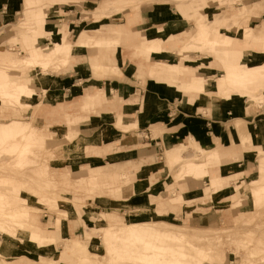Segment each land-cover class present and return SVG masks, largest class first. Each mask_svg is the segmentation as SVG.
<instances>
[{
  "label": "rangeland",
  "instance_id": "1",
  "mask_svg": "<svg viewBox=\"0 0 264 264\" xmlns=\"http://www.w3.org/2000/svg\"><path fill=\"white\" fill-rule=\"evenodd\" d=\"M21 3H18V11L16 13L9 9L5 12H0V51L9 55L12 58H26L28 49L30 45L27 46V43H31L32 38L36 37L38 34L37 27L35 24L43 23L46 29L51 30L55 37L60 38V32H64L60 28L65 26L67 30H69V36H73L74 34L78 33L82 29L91 28L93 25H101L103 23H110V24H126L127 19L131 16H136L137 19L134 23L130 26L131 30H140L142 33H146L149 28L158 30V36L161 33H165L167 35L175 34L179 32L181 29L175 25V20H179L181 18H188L191 19L183 30H188L190 32L195 31L194 24L197 27L202 24L206 30H209L213 24H230L231 18H237L241 23L247 22L249 27H255L256 32L258 34L264 33V20L261 21L264 14L258 18L262 12H264V0H115L113 4H110L107 8H104L106 4V0H45L48 1L45 3L44 6L47 7L46 10L49 11V16L46 18L44 15V10L40 7H33L37 6L39 3L36 0H33L32 3L28 5L25 4L24 0H19ZM243 4V5H240ZM26 6H30L32 8L25 10L28 12L30 20H25V16L23 14L24 8ZM106 6V5H105ZM223 6V7H222ZM236 7V8H235ZM40 9V10H39ZM159 12L161 15H167L171 18H166L164 16L160 17L158 20H154L151 18V14ZM26 14V13H25ZM39 14V15H38ZM41 14V15H40ZM207 15V16H206ZM103 16H111L109 19L102 20L101 22H94V19H99ZM165 20H167L165 22ZM33 21V22H30ZM261 21V22H260ZM26 23H30V26H34L33 28H23L27 25ZM260 22V23H259ZM259 23V24H258ZM33 24V25H31ZM245 25V24H243ZM227 26L224 27V32L220 33V36H227L230 35L236 41L235 36L240 33L241 37H243V33L240 30L241 26ZM29 26V25H28ZM27 26V27H28ZM162 27V28H161ZM239 27V28H238ZM94 29V28H93ZM252 33V34H251ZM249 33L251 36H255L254 31ZM196 33L192 38L191 37H178V42L182 41L183 46L180 47L179 53L181 57H190L191 59L196 60L198 55L202 56V53H193V51H201L205 52L212 57V60L219 61V59L213 57V51L211 49H204L202 42L199 41V37ZM223 34V35H222ZM15 36L14 39H10L11 37ZM51 34L48 31L43 32V37L39 38V45L41 47H46L50 45L51 42ZM191 38V39H190ZM264 44V43H263ZM240 48V47H239ZM123 49H120L122 52ZM210 50V51H209ZM127 54L126 61L121 62V68L124 70L126 77L121 76H103L100 79L93 80L91 78V70L88 64V61L85 57H80V60L77 61L72 67L80 64L81 66L84 64L87 68V73L85 76L80 77L77 76L76 81L79 82L78 87L82 89V94L86 93L91 87V84H94V87L99 86L100 82L105 81L107 85V89L111 91L112 95H119L120 93L124 94L125 96H135L138 98L136 104H139L143 101V96L139 91H130L124 92L123 84L131 83L132 85H136L142 87L143 89H151L152 86H155L156 83L153 82H144L140 79L139 74L142 73V69L140 66H137V59L134 58V55L131 51H125ZM83 53L88 54L87 51H83ZM205 55V54H204ZM164 56V57H162ZM167 58L170 61H178L179 57L173 53L163 54V55H156L155 58L162 59ZM207 58H201L202 62L205 64L208 62ZM247 59V56H243V62ZM210 62V61H209ZM238 62V60H237ZM221 65L220 70L218 67L211 69V71L203 72L200 71L198 74L202 75H195L191 74V78L194 76L200 77H208L211 78V81L206 80V90H217V81L222 77L223 74L226 73V68L222 65L221 61L219 62ZM206 65V64H205ZM36 66H40L43 69L47 67L37 65V64H29L23 66L22 68H11L10 72L13 76H8L6 74V69H3L0 66V71L4 70L3 73L0 72V81L6 78H10L12 83H19V82H31V85L34 88V95L31 98H25V100L31 101L34 105L31 109H20L18 107H10L0 105V115L3 109H9L10 111H14L17 116L16 118L22 119V121L27 122L30 124L32 120H27L31 116L33 117L37 111V104L44 100V98L50 97L51 103L58 104L63 102H68L70 98L63 97L61 95L63 91L58 90V88L63 87V83L60 81L59 84L51 86L50 88H46V86L41 81V76H51V77H59V72L61 70L50 69L47 74H44L40 70V68H35ZM201 68V69H203ZM264 70V68H263ZM20 73V74H19ZM28 73L29 75H27ZM133 77H132V75ZM220 77V78H219ZM206 79V78H205ZM164 85V84H163ZM163 85L157 84V86L161 87ZM165 86V85H164ZM168 86V85H166ZM169 88L173 89L174 93L178 97H183L185 94L176 90L175 88L168 86ZM167 87V88H168ZM243 86H241L242 88ZM256 87V86H255ZM92 88V87H91ZM117 90H116V89ZM47 90V92H46ZM90 90V89H89ZM92 90V89H91ZM236 90V89H235ZM43 91V92H42ZM101 91H98L100 93ZM258 91H255L257 94ZM211 97L205 94H200L197 98ZM39 97V98H38ZM74 96L71 97L73 99ZM120 104H115L108 107V111H114L117 106ZM209 105L212 106L213 110L215 111V117L217 119H222V110L221 107L223 105H238L239 107H246V115L245 119L241 117L240 114H235L234 118H231L226 122L227 128L223 130L221 135H214L213 139H218L219 148L220 150L229 151L235 149L236 146L238 147V153L236 155H231L222 153L221 160L216 162L213 167V170L217 171L218 173H222L224 178L227 182V186H235L237 184L240 185V189L236 191L234 195H230L225 193L223 196L212 197V196H203L200 197L205 193L209 185V180L207 178H200V179H193L192 177H181L175 170H177V165L173 166L172 172L167 173L166 175L159 176L158 178L154 179V183H150V179L145 174L138 177L140 180V185L133 187V183H131V172L130 171H123L121 173H117L119 177L120 184L117 187H120V190H111L107 188L109 191L105 198L109 201L114 200L113 204L107 206L108 207H115V214L118 217L119 222H129L130 216L132 212H141V208L149 207L150 209H155V205L151 204L149 199L150 193H161L163 196H168V194H173L174 192H168L171 188L174 190H180L183 186L185 195H189V191L192 190L193 193L200 192V196L192 201L191 203H183V204H173L167 198L163 201L170 209V213L165 215H158L154 210V216H147L145 218H149L150 220H161L165 219L170 222L176 224L185 223L187 225L193 226L196 230L198 226L204 227V231L202 232H210L208 230H212V228H226L221 229L219 232H222V237L219 239H215L212 243H208L209 246L212 248V251L215 253L216 251H222V259L216 260L214 264H264V205L261 207L260 210H255L250 203V195L249 190H244L246 187L249 186L247 176L250 172H256L257 170V158L260 160V156L253 150L247 149L242 147L241 145H237L240 142V135L239 129H243L244 131L250 133L254 139L255 143H258L260 139H264L263 131H264V102L262 103H254L251 97H240L234 95L232 99L228 100L225 103H218L217 105H212L209 102ZM221 105V106H219ZM250 105H256L255 108L248 112ZM219 106V107H218ZM215 107V108H214ZM237 107V106H236ZM217 108V109H216ZM9 111V112H10ZM123 111V106L121 105L117 111L111 113V115L101 114L99 116L92 114L88 117H85L78 122L73 124L74 130L72 133L66 129L67 124L63 117L60 115V118L55 119L54 117H50L51 126L50 129L54 132L49 137L41 134L44 136L45 139H42L41 144L43 148L37 149V159L38 161L28 167L18 168L15 165L8 164L7 161L9 160V156L5 154L6 157L0 156L2 160H0V175L3 174L4 177L10 179L11 177L20 173L21 178L25 179H33L35 182V186L42 187V189H47L46 194H32L29 189H24L22 192L23 196L33 197L35 198L30 199L32 204L22 205L23 208H32V212L39 217V220L43 222H49L51 219L54 221L55 218H62V219H69L71 214L69 211V204L73 203H81L84 206H88L82 202L83 200L78 201L76 200L71 194H64L61 193L63 198H57L48 200L47 198H52V191L54 187L51 186L49 189L47 188L48 184L43 182L46 180L48 176L47 172L44 174H40L34 176V169L37 168L38 170L44 167L45 163L50 165V169L53 170L59 166L64 167L68 166L70 170H72V175L69 177H65L64 175H60V179L63 181L70 180L72 183L77 180L79 175H84L87 173V169L84 167V164L87 162L95 163V162H108L113 161L117 164V161L120 159H116V155L111 156L108 153H111L116 150V145L113 150L104 153H97L91 150L92 144L91 139H97L100 132L104 129L107 131L109 129L112 134L114 133H121L123 135H109L112 137L113 140H117L118 143H126L131 141L132 138L139 137L140 142L147 140L145 133H139V128L141 124L137 123L136 125L129 128V133L122 132L117 130L114 127V121L116 115ZM260 112L262 113L260 115ZM255 117H252L253 115ZM11 114V113H9ZM124 120L126 122H132L130 118L131 114H125ZM238 117V118H237ZM240 118V119H239ZM0 119H8V118H1ZM239 119V121H238ZM236 120V121H235ZM252 121V122H251ZM3 123H9L3 122ZM45 123V120H41L39 127H41ZM37 124H34L35 127ZM256 126V128H255ZM111 127V129L109 128ZM68 128V127H67ZM232 130V131H231ZM153 136L157 137L158 132L157 130L153 129ZM88 133V134H85ZM134 133V134H133ZM234 134V141L231 140V136ZM257 134V135H256ZM90 135V136H89ZM228 136L230 141H228ZM65 137V138H64ZM157 139H161V149L159 148L157 155L154 156H147V151L141 150L139 157L131 156L133 158H124V161H120V164H117L119 167H127L132 168L134 164L142 162L144 167L150 166V164H155L156 167L160 166L165 168V170H171L168 166L169 158L167 149L166 140L169 139L167 135L163 137L160 135ZM81 140H88L90 144V148H83L80 149V144L77 143ZM173 141L171 144L173 146L179 145L181 142ZM228 141V142H227ZM67 143V144H66ZM83 143V142H81ZM97 143V142H96ZM104 143V142H103ZM117 143V144H118ZM217 143L215 142L214 145L216 146ZM46 146V147H45ZM264 147V145H262ZM45 147V149H44ZM137 147H142V144H138ZM47 149V150H46ZM50 153H48V152ZM194 153V148L188 146V148L182 152L184 157L189 156L190 154ZM126 155V154H125ZM119 156V155H118ZM8 157V158H7ZM112 157V158H111ZM6 158V160H5ZM115 158V159H114ZM49 165L46 167V170L49 171ZM212 165V166H213ZM72 167V168H71ZM45 168V167H44ZM245 171V172H244ZM29 174V175H28ZM9 177H8V176ZM174 175V176H173ZM173 177H176L173 178ZM179 178V181L178 180ZM58 178V177H57ZM183 178V179H182ZM40 184L38 182L40 181ZM16 180V179H13ZM180 182V183H179ZM23 183H18L15 187L22 185ZM168 189H166L167 185ZM24 185V184H23ZM144 186V187H143ZM141 187V188H140ZM39 189V188H38ZM149 189V190H148ZM146 190V191H145ZM232 190V187H231ZM30 193V194H29ZM102 192L101 194H104ZM244 193V194H243ZM100 194V193H99ZM45 196V197H44ZM240 196L241 200L244 198L246 200H242L247 204H243L240 201L239 206L235 207L232 206L235 199ZM244 197V198H243ZM69 199V200H66ZM88 203L92 205V207L96 210L94 212V216L92 219H88L87 215L85 214L83 217L85 221L81 223L79 220L74 219L72 223L67 221V226L75 229L77 233L74 239H77L81 242L82 245H86L88 250L92 252H99L104 253V250L100 246L101 243V236L102 233L99 231L96 234H92V240L87 239V232H92V226H104L108 224H114L115 221L112 219H102V217H98V212L104 210L105 205H100L98 197L92 196L87 194L84 198ZM40 201V202H39ZM194 202V203H193ZM231 205V207H230ZM32 206V207H31ZM176 206H181L178 212H176ZM90 214L92 211L89 209L91 207H86ZM106 208V209H107ZM138 209V210H136ZM247 213V217L252 219V222L249 220H243L241 216V211H245ZM96 213V214H95ZM186 216H192V219L189 221L185 220ZM237 219H236V218ZM77 218V217H74ZM145 219V220H147ZM239 219V220H238ZM66 221L64 220L63 224ZM240 223V224H239ZM235 224V225H234ZM239 224V225H238ZM63 226V225H62ZM228 227V228H227ZM210 228V229H207ZM199 230V229H197ZM206 230V231H205ZM72 240V239H71ZM71 240L66 239V242H71ZM85 240V241H84ZM4 242L5 245L8 246V254L9 255H20V254H27L30 258L38 260V256L35 253H28L26 251L25 246L21 242L16 239H13L6 235L5 233L0 232V244ZM203 243H207L209 241H202ZM97 243L98 246L94 245ZM15 244V245H14ZM201 246H205V244L199 243ZM207 244V245H208ZM62 247L64 244H61ZM205 247H208V246ZM59 248V247H58ZM23 249V250H22ZM62 250V249H61ZM59 251V250H57ZM47 257V256H46ZM1 260L5 262H10L7 259L1 258ZM0 260V263H1Z\"/></svg>",
  "mask_w": 264,
  "mask_h": 264
},
{
  "label": "bare ground",
  "instance_id": "2",
  "mask_svg": "<svg viewBox=\"0 0 264 264\" xmlns=\"http://www.w3.org/2000/svg\"><path fill=\"white\" fill-rule=\"evenodd\" d=\"M24 1L27 5L33 2V0ZM44 1L45 0H36L39 4L33 7L42 8L45 17L47 18L49 16V11L46 10L47 7L43 5ZM114 1L115 0H106V6L104 5V8L113 4ZM133 1L135 2L136 0ZM46 2L48 1H45V3ZM30 8L32 7L26 6V9L24 8L23 10L26 21L30 20V18H28L29 14L25 10ZM230 22V24H213L209 30H206L202 24L197 27V36L199 37V41L202 42L204 49H211V51H213V57L219 59V62L221 61L222 65L226 68V73L223 74L221 78L219 77L220 79L217 81V90L207 91L205 88V77L194 76L191 78L189 72H186V77L181 83H179V89L185 93H195L197 95L205 94L211 96L204 97L214 106L218 103L227 102L232 99L234 95L243 98L251 97L254 103H257V101L258 103H262L264 102V33L258 34L255 27H249L247 22L241 23L237 18H231ZM240 24H245L241 26L240 29L243 33V44L240 48H234L235 40L232 36L227 35L223 37L219 34L222 31L224 32V27H234L237 25L239 26ZM25 25L29 26L23 28L31 29L34 27L30 26L29 22H25ZM35 25L39 35L45 31L43 29V23ZM252 31H254L255 36H251ZM249 33L251 34L249 35ZM59 34L60 38H57L52 32L53 44L50 49L51 52H49L45 58H40L38 56L40 51L39 47L31 49L27 53V57L22 59L12 58L0 51V66L3 69H6V74H8V76H13L10 72L11 68L20 69L23 66L34 63L48 67L55 54H63L70 49L71 44L69 42L63 43L62 35L65 34ZM37 36L33 37L31 40L32 43L29 42L27 45H36V41L33 39L37 38ZM169 40H172L171 42H173V45H176L179 38H176L173 34L167 35L162 33L153 43L146 44L145 47L143 46L144 49H142V52L150 55L162 51V49L164 50L162 44ZM65 44L66 46H64ZM244 46H251V48L249 50L244 49ZM243 56H247L245 62L242 61ZM169 66L174 69L176 73L189 71L188 68H183L184 70L179 69L175 64H169ZM0 72L3 73L4 70H1ZM31 83L32 81L12 83L10 78H3V80L0 81V105L18 107L23 110L33 108L34 105L32 102L25 100V98H31L34 95L35 90ZM241 86L243 87L241 88ZM255 91H258V93L255 94ZM45 99L46 97L37 104V107H39ZM9 122L11 123L10 125L9 123H0V156L6 157V154L10 157V161H7L8 164L15 165L18 168L28 167L34 164L38 161L36 157L37 149H40L41 147L43 148L41 140L45 139L44 136H41L42 133H37L33 126L37 123L35 118L33 117L30 124L21 119H12ZM243 129H239L240 142H236V144L247 149H253L258 156L261 157L260 160L257 158L256 172H250L247 176L248 180H246V182H248L249 186L244 189L249 190L250 203L253 208L255 210H260L264 205V147L256 144L252 135L247 131L245 132ZM218 139L219 138L217 137L214 139L217 145L212 147L201 145L193 137H190L186 142H181L177 146H173L171 144L172 142L169 141L167 143V147H169V149H167V155L169 158L168 166L171 170H165V168L153 165L143 169V174L145 173V175L151 180L150 183L153 184L155 178L172 172V167L177 165L178 169L175 170V172L181 177L188 176L197 180L200 178H207L209 180L207 190H205L203 195H201L199 191L193 193L192 190L189 191V195H185L182 186L179 191L176 189L174 190V188L168 190V192L173 191L174 193L168 194L166 197L159 192L150 193L149 199L151 204L155 205V209L144 207L141 208V212L133 211L129 222H119L118 217H116L117 215L114 213L115 207H108L105 211H99V214L97 215L98 217L101 216L102 219H112L115 223L98 227L93 225V231L90 232L89 230V232H87V239L89 241L92 240V234H96L100 231L102 233L100 246L104 250V253L88 250L87 246L82 245L77 239H72L71 242L64 241L62 251H57L56 238L53 231H51V229L50 231L46 230L44 227L40 226L39 217L32 212V208H23L22 206L28 203L32 204L30 199L35 201V198H33L34 196H23L22 192L19 191V189L22 191L27 189L30 185L29 189L31 195H44L43 193L46 194L47 189L35 186L33 179L31 178H21L20 173L10 179L4 177L3 174L0 175V232L21 242V246L23 244L28 253H35L39 259H46L51 263H55L59 260L65 261L67 264H214L216 260L222 259V251H216L214 253L208 243H212L215 239L221 238L223 235L222 232L219 231L226 228H212V230H208L210 232L204 233L202 232L204 231L202 230L204 229L202 226H198L197 229L199 230H194L195 228L193 226L185 223L176 224L165 219L150 220L149 218H145V215L154 216V210L158 215L170 213L171 209L163 202L165 198L173 204H183L186 202L191 203L200 195V197L206 195L216 197L219 193V197L223 196L225 193L234 195L236 191L240 189V185L237 184L231 186V190V187L227 186L224 175L222 173L217 174V171L213 170V164L221 160L222 153H230L233 156L238 153L237 146L235 149L229 151L220 150ZM81 142L86 143L88 140H81L77 145L81 144ZM190 145L194 148V153L184 157L182 152ZM48 165V163H45V168L43 167L40 170L35 168L33 170L34 175L37 176L46 172L48 174L49 171L46 170ZM62 175L69 177L67 174ZM141 175L142 174L139 176ZM139 176L136 177L135 175H131V183H133V187L140 185V180L138 179ZM173 178L176 179V177ZM179 178L180 177H178L177 181H179ZM120 181L121 180L117 174L108 176L97 175L96 177H91L90 184L92 185V188H109L117 191L121 189L120 187H117L120 184ZM18 183H23L24 185L22 184L15 187ZM169 185L170 184L167 185L165 190L168 189ZM73 189H75V187ZM51 193V196L53 197L47 198L48 200L52 201V199L63 198L58 191H53ZM242 200L240 196H238L232 206L237 207L241 205L240 201ZM244 200L246 199L244 198ZM82 203L91 207L89 209L92 213L90 214L86 208L88 206H84L81 203L77 202L69 204L68 206L71 214L69 219L77 217L82 221H85V218L83 217L85 214L88 219H92L96 210L91 204H87L85 201ZM241 216L243 217V220H249L252 222V219L247 217L246 210L241 211ZM69 219L55 218L53 224L56 228H61L64 220L67 221ZM202 241L209 242L203 243ZM199 243L205 244V246L208 244V247H205L204 245L201 246ZM94 245L98 246L97 243H94ZM0 258L12 261L10 262L12 264H33L26 262L27 259H30L27 254L16 256L9 255L8 246L5 245L4 242L0 244Z\"/></svg>",
  "mask_w": 264,
  "mask_h": 264
},
{
  "label": "crops",
  "instance_id": "3",
  "mask_svg": "<svg viewBox=\"0 0 264 264\" xmlns=\"http://www.w3.org/2000/svg\"><path fill=\"white\" fill-rule=\"evenodd\" d=\"M18 3L21 2L19 0H0V12H5L9 9H12L16 13V11H18L19 9ZM263 14L264 12H262L259 16L255 18H258ZM151 15V18L154 20H158L162 16L166 18H171V16L168 17L167 15H161L159 12H154ZM110 17L111 16H103L99 19H93L94 22L99 23L102 20L109 19ZM136 19L137 15L129 17V20L127 19L126 24L103 23L101 25H93L91 26V28L80 30L78 33L74 34L71 37L69 36V30H67L65 26L60 28L64 31L60 33L65 34L62 35L63 43L69 42L71 44L69 51L63 54H55L46 69H43L40 66H36L35 68H40V70L44 72V74H47L50 69H55V71L61 70L58 74V78L51 76H41V81L46 86V88H50L51 86L57 85L61 81L63 83V87L58 88V90L63 91L61 95H63V97L70 98V100L68 102L54 104L51 103L50 97L46 96L47 100L45 99V101L37 108V111L33 116L37 122V125L34 127L37 133H42L47 137L54 133L50 129L52 122L49 118L51 116L57 119L60 118L59 116L61 115L67 124L68 128L66 127V129H68V131L72 133V131L74 130L73 124L75 122H78L79 120L88 117L92 114H95L97 116L101 114L111 115V113L117 111V109L122 105L123 111L116 115L114 127L117 128V130L119 129L122 132L129 133V128L139 123L141 124L139 128V133H145L147 140L141 143L140 138L136 136L137 139L132 138L131 141H128L126 143H118L117 140H113L112 137H110L109 135L123 134L117 132L112 134L109 129H107V131L103 129L97 139L92 138L91 142L92 144L95 143V145L90 144L88 141L86 143H81L80 149H87L90 148V146L88 145H92V151L105 154L106 152L113 150L116 145V150L111 153H108V155H116V159L124 161V158H133L134 156H136V153L137 155H140L141 150L145 152L147 151V156L157 155L159 148L161 149V139H157V137H159L160 135L164 137L165 134L167 135L170 142L184 141L186 139L188 140L190 137H193L201 145L212 147L211 145L215 144V141L213 139L214 135H221L223 130H226V122L231 118V116H233L234 118L235 114L238 113L241 115L243 120L245 119V117H247L245 111L246 107L241 108L238 105H223L221 107L223 117L222 119H217L215 117V111L213 110L212 106L209 105V101L204 96L201 99L197 98L199 95L195 93H185L181 91L179 89V83H181V81L186 77V72L195 75H200L198 74V72H204L205 70L211 71V69L215 67H218V70H220L219 65L221 64L219 63V61L207 58L212 56H207V53L201 51H193V53H202V56L198 55L196 60L191 59V54L190 57H181L179 50L180 47L183 46L182 41L178 42L176 45H173V42H171L172 40L165 41L162 44L164 50L162 49V51L152 53L150 55L143 53L142 49H144L146 44H151L157 39L158 30L149 28L146 33H142L140 32V30H131L130 26L132 25V23L135 22ZM190 20L191 19L188 18H181L179 20H175V25L177 26V29L180 28L182 30V28H185L187 26ZM262 20H264V17H262L261 21ZM166 21L167 20H165V22ZM193 24L195 31L190 32L188 30H180L179 32L173 34V36H175L176 38L183 36L192 38L198 30L197 25H195V23ZM43 29L45 30L44 32L48 31L49 34H52V31L46 29L44 24ZM240 35L241 34L238 33L235 36L236 41L234 43V48H239L243 44V37H241ZM40 37H43V33L38 35L37 38L33 39L36 41V45L28 44L30 46L27 49L29 52L31 49L39 47L40 51L38 56L40 58H45L46 55L51 52L50 49L53 44V37H51L50 45L46 47H41L39 45ZM14 38L15 36L11 37L10 39ZM64 46H66V44ZM250 48L251 46H244V49L249 50ZM120 49H123L122 52H120ZM83 51H87L88 54L83 53ZM125 51H131L134 55V58L136 57L135 59H137L138 63L137 66L139 65L140 69H142V73L139 74L140 79L144 82L156 83V85L152 86L151 89H143L142 87L139 88V86H134L131 83L127 82L123 84V89L125 90L124 92L139 91L144 98L143 101L139 104H136L138 98L135 96H125L122 93H120L119 95H112L111 91L106 88L107 85L105 81L100 82L99 86L97 87H94V84H91L92 88L90 87V90L88 89L86 90L85 94H82V89L78 87L79 82H77L76 79L78 75L80 77L85 76L87 73V68L84 64L82 66L79 64L78 67H72L71 65L77 63V61L80 60V57H85L92 72L91 78L93 80L100 79L103 76L126 77L124 70L121 68L122 60L126 61L127 58V54ZM168 53H173L177 55L179 57V60L172 62L166 57L162 59L155 58L156 55H163ZM205 57L208 60V62L205 63L206 65L201 60V58ZM168 63L177 65L179 69L188 68L189 71H182L181 73H176L174 69L170 68ZM203 67L205 68V70ZM26 74L29 75L28 73ZM205 78V80L211 81V78ZM157 84H164L165 86L163 85L159 87L157 86ZM166 85L171 86L180 92H183L185 96L178 97L174 93L173 89L169 88ZM98 91L101 92L98 93ZM72 96H74L73 99H71ZM115 104L120 105H118L114 111L109 112L107 110L108 107ZM255 106L256 105H250L248 112L251 113ZM9 111V109L2 110L0 117L8 119H0V123L7 122L12 119H19L15 117V115L17 116V114L14 111ZM125 114H131L130 118L132 119V122H126L124 120V116H126ZM261 114L262 113L260 112V115ZM256 116L259 115H256L255 113V116L253 115L252 117L256 118ZM33 117L31 116L27 120H32ZM43 119L45 120V123L41 124L42 126L39 127L41 120ZM262 119L264 120L263 116ZM109 128L111 129V127ZM153 129L157 130V137H152ZM234 138L235 137L233 134V136H231V140L234 141ZM228 141H230V139ZM166 143H168V140H166ZM138 144H142V147H137ZM256 144L264 145V139H260V141ZM128 154H131V156L133 157H130ZM120 161L116 160L117 164H120ZM117 164H115V162L113 161H99L95 163L87 162L86 164H84V167L87 169V173L84 175H79L77 177V180L73 183L70 180L63 181L60 179V175L62 174H67L69 176L73 174L72 170H70L68 166H59L58 168L56 167L55 169L51 170L49 165L48 176L46 177V180H43V182H45V185L46 183L48 184V186L46 185L48 189L51 186L54 187V189L50 191H58L64 194H71L76 200H83L87 204H90L84 199L87 194L96 196L99 198L98 200L100 202V205H105L104 210L101 211H105L107 206H109L111 203L113 204L114 200L109 201L105 199V196L109 192L107 188H92V185L90 184L91 177H96L97 175L108 176L112 174L121 173L123 171H130L132 176L135 175L137 177L140 174L143 175V169L146 168L143 166L142 162L134 164L132 168L119 167L117 166ZM153 165L155 164H150V166ZM33 177H35L36 179L35 175ZM40 182L41 179L38 184H40ZM74 187L75 189H73ZM102 192L105 193L101 194ZM180 207L181 206H176V212H178ZM75 219L83 223L81 219ZM191 219L192 216H186L185 220L189 221L190 223ZM73 220L74 218H71L67 221L72 223ZM67 221L63 224L61 228H56L53 224L52 219L49 222H43L40 220V226L44 227V229L46 230L50 231L51 229V231H53L54 236L56 238V248L59 251H62L61 249H63V247L61 244L66 239H74V237H76L77 235L74 228L67 226ZM10 262L4 263V261L1 260L0 264H12ZM26 262L33 264H67L65 261L57 260L55 263H51L46 259L36 260L32 258L27 259Z\"/></svg>",
  "mask_w": 264,
  "mask_h": 264
}]
</instances>
